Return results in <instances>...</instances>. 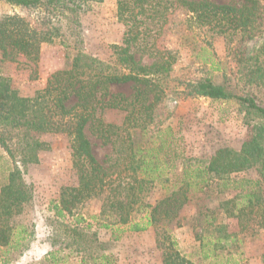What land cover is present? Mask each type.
<instances>
[{"label":"trees","instance_id":"trees-1","mask_svg":"<svg viewBox=\"0 0 264 264\" xmlns=\"http://www.w3.org/2000/svg\"><path fill=\"white\" fill-rule=\"evenodd\" d=\"M102 1L0 0L26 14L0 18L3 60L21 59L32 68L43 45L57 42L65 50L63 69L52 73L33 97L17 96L0 79V148L13 165L0 188V251L6 256L22 247L27 231L18 229L13 221L33 198L24 169L37 164L39 152L47 148L39 136L54 133L68 137L78 183L63 188L59 200L50 204L54 234L49 238L47 259L57 263L56 256L69 250L81 263L101 260L108 264L107 246L75 214L82 203L97 199L100 216L105 218L101 228H115L112 233L117 234L153 228L162 264H221L217 261L220 253L245 237L253 238L264 227V107L252 94L235 91L228 79L214 81L211 73L218 68L212 40H225L226 56L237 63L241 81L264 87V44L252 53L244 48L264 28V0L226 4L117 0V19L124 31L121 43L112 47L113 62L85 53L81 39V16ZM178 13L184 15L182 45L191 49L194 61L211 69L199 78L176 82V86H182L188 97L236 107L249 130L239 151L224 148L208 160L185 159L181 135L168 125L173 114L165 101L176 92V86L169 87L166 80L177 58L161 49L158 41ZM194 31L203 37L197 39ZM122 85H131L130 95L110 91ZM86 129L110 148L104 162L96 159ZM249 169H255L257 180L231 178ZM157 187L161 197L149 203L147 199ZM228 193L233 196L218 198ZM213 197L216 206L209 205ZM186 209L192 212L188 218L181 215ZM183 220L191 229L201 230L195 235L201 253L198 262L182 255L172 236L173 228L183 226ZM231 222L237 232L229 231ZM118 239L115 236L113 241ZM262 260L264 263V256ZM229 262L227 258L226 264Z\"/></svg>","mask_w":264,"mask_h":264},{"label":"rangeland","instance_id":"rangeland-1","mask_svg":"<svg viewBox=\"0 0 264 264\" xmlns=\"http://www.w3.org/2000/svg\"><path fill=\"white\" fill-rule=\"evenodd\" d=\"M206 1L226 4L232 3L233 0ZM116 3L117 0H103L95 4L92 10L80 19L84 52L105 62L114 61L112 47L121 43L124 31L123 25L117 19ZM13 14L26 16L25 12L0 3V18ZM183 19L182 13L176 14L171 26L166 27L158 41L161 49L174 53L177 58L166 80L169 87L176 86V82L179 81L183 83L199 78L204 70L211 69L210 66L202 67L200 63L194 61L191 49L182 45L180 34L184 27L180 23ZM192 34L197 35V39L203 37L198 31ZM263 44L264 28L259 36L246 42L244 48L252 53ZM212 46L215 54L214 64L218 68V71L211 73L214 81L222 83L223 79H228L235 91L252 94L256 103L264 107V87L246 84L240 80L237 63L226 56L225 40L221 37L215 38L212 40ZM64 65L65 50L57 42L42 46L38 62L32 68L26 66L21 59L15 62L3 60L0 52V79L6 80L17 96L30 98L36 91L45 87L46 80L52 73L62 70ZM110 91L128 96L132 92V87L131 85L114 86ZM165 105L173 114L168 125L181 135V148L185 159L208 160L218 150L224 148L239 151L247 140L249 130L242 122V115L232 103L188 97L179 85L176 86L175 93L168 95ZM85 133L92 144L96 159L100 163L104 162L110 156V148L102 145L88 129ZM39 139L47 144V148L39 152L37 164H30L24 169V179L32 185L33 198L23 214L13 221L18 229H26V238L22 241L20 250L11 251L6 256L0 251V264H84L81 263L80 257L69 250H63L56 256L57 263L46 258L50 251L49 238L54 234V228L49 223V219L53 217V213L48 211L50 204L59 200L63 188L76 186L78 181L72 167L68 137L64 134L46 133L40 135ZM12 168V162L0 148V188L6 184ZM232 176L231 178L258 179L255 169ZM232 196L233 193H228L218 198L224 200ZM160 197L161 191L157 187L147 201L154 204ZM215 199L216 197L212 198L213 203H210V206L217 205ZM100 206L99 200L91 199L82 203L75 214L83 217L85 222L91 225V229L97 232L100 242L107 246L108 251L104 254L108 256V264H162L161 253L156 248L153 228L139 233H112L115 228L112 230L101 228L105 218L100 216ZM189 211L186 209L181 215L188 218L192 213ZM200 231L191 229L186 220H183V226L173 228L171 231L178 250L190 261L198 262L201 257L199 242L195 238L196 233L199 235ZM229 231L237 232V226L233 222L230 223ZM115 236H119L117 241H113ZM238 238L242 239V236L239 234ZM15 240L17 236L14 237ZM228 250L232 251L229 252L230 255L227 254ZM263 256L264 227L258 230L253 238L245 237L242 242L227 247L220 253L217 261L226 264L228 258L230 264H264ZM5 258L7 262L3 263ZM85 264H103V262L87 260Z\"/></svg>","mask_w":264,"mask_h":264}]
</instances>
